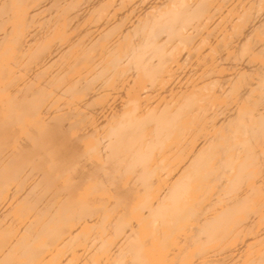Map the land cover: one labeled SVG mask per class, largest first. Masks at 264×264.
<instances>
[{"label": "bare ground", "instance_id": "bare-ground-1", "mask_svg": "<svg viewBox=\"0 0 264 264\" xmlns=\"http://www.w3.org/2000/svg\"><path fill=\"white\" fill-rule=\"evenodd\" d=\"M0 264H264V0H0Z\"/></svg>", "mask_w": 264, "mask_h": 264}]
</instances>
